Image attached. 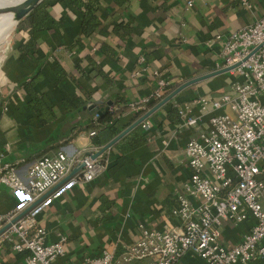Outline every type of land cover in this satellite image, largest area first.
<instances>
[{"label": "crops", "instance_id": "crops-1", "mask_svg": "<svg viewBox=\"0 0 264 264\" xmlns=\"http://www.w3.org/2000/svg\"><path fill=\"white\" fill-rule=\"evenodd\" d=\"M188 1L170 0L162 6L163 0H130L120 7L113 0H100L102 23L93 36L84 37L81 8L70 0H49L48 10L57 18L63 16V24L36 32L35 57L20 52L26 33L16 30L14 45L0 71V162L15 165L25 175L29 164L42 155L60 150L78 157L95 154L103 146L96 145L95 134H91L96 111L89 106L99 101L104 107L109 101L112 106L130 104L151 95L161 78L175 89L217 70L224 39L264 15V0H192V6ZM121 22L132 27L125 39L113 32ZM79 38L83 48L77 43ZM107 47L114 51L113 57ZM87 55L107 78L92 69ZM142 56L144 63L139 61ZM139 68L144 70L134 77ZM36 72L42 76L36 92L50 98L56 115L47 124L32 109L29 94L21 86ZM239 80V74L225 72L180 91L145 120L149 127L141 123L134 128L145 137L139 145L128 148L130 138L117 144L121 138L95 158L103 167L92 181H85L80 171L65 180L71 170L38 197L1 188L0 214L16 217L41 199L28 214L46 229L47 243L64 239L65 254L57 264H83L104 249L120 255L140 239V224L156 229L178 227L181 219L174 214L177 190L193 172L186 145L198 136L199 128L183 126L180 117L170 114V107L183 109L201 96L215 98L231 91ZM157 103L139 114L127 109L120 116V125L127 128ZM199 112L195 108L194 113ZM208 124V116H204L201 126ZM253 223L252 217L237 224L226 221L223 243H239ZM148 262L143 259L131 264ZM0 264L28 263L25 253L0 239ZM177 264L206 263L189 252ZM253 264H264V259Z\"/></svg>", "mask_w": 264, "mask_h": 264}, {"label": "built area", "instance_id": "built-area-1", "mask_svg": "<svg viewBox=\"0 0 264 264\" xmlns=\"http://www.w3.org/2000/svg\"><path fill=\"white\" fill-rule=\"evenodd\" d=\"M188 5L192 6L193 1ZM139 61L144 63L145 58ZM234 65L237 66L228 72L239 74L241 80L233 83L231 91L219 98L198 97L179 109L183 126L199 128L198 136L186 145L192 175L177 190L174 214L180 217L181 224L162 229L140 224L141 237L128 250L117 255L104 249L83 264H131L143 259H149L147 264H177L189 252L206 264H253L264 259V15L224 39L216 69ZM143 70L139 68L133 76ZM167 85L168 81L161 78L154 92L130 103V109L146 110L154 100H162ZM197 107L199 114L194 113ZM204 116L209 121L205 128L201 126ZM98 118L96 112L95 121ZM142 125L150 126L146 121ZM78 167H82V178L92 181L103 165L89 154L70 156L64 150L32 161L25 175L15 165L0 162V189L38 197ZM187 195L199 203H192ZM250 217L254 219L252 228L239 243L226 246L222 241L224 223L237 224ZM13 218L0 214V228ZM45 236L46 229L36 217L26 214L12 223L0 239L25 253L28 264H57L65 254L64 239L47 243Z\"/></svg>", "mask_w": 264, "mask_h": 264}, {"label": "trees", "instance_id": "trees-1", "mask_svg": "<svg viewBox=\"0 0 264 264\" xmlns=\"http://www.w3.org/2000/svg\"><path fill=\"white\" fill-rule=\"evenodd\" d=\"M73 4L81 8L82 10V35L84 37L93 36L99 26L102 23L99 8H100V0H70ZM118 6H124L130 0H113ZM170 0H163L162 6H166ZM50 6L49 0H44L41 2L35 10L24 19L17 27V32H25L26 38L24 42L19 47V50L22 54L35 57V53L38 49L36 32L41 30H52L60 27L64 22V17H55L49 10ZM113 32L117 34L120 39H125L130 36L132 33V27L129 24H125L121 22L116 24L113 28ZM77 43L80 47L83 48L82 40L79 38ZM108 55L114 56V51L107 47L105 49ZM86 59L89 61L93 70H96L97 74H102L104 78L105 76L102 69L99 67L98 63L89 55L86 56ZM80 71H82V67L80 65L77 66ZM42 76L40 72H36L29 80L23 81L21 86L28 92L30 100L29 104L32 109L37 113L39 119L43 124L50 123L56 119V115L53 110V103L50 98L46 94H38L36 92L35 86L41 80ZM174 89L173 86L167 85L164 96H166L169 92ZM224 94V93H222ZM219 95L215 98H219L222 96ZM159 101L154 100L149 106L157 103ZM130 108L129 103H117V106H111L107 109H104L101 113H99V118L97 121H94L93 128L96 130L95 134V144L98 146H104L109 143L114 137H116L119 133L124 130V127L120 125V116ZM144 110L138 111L136 114L142 113ZM171 115L174 117H180L179 109L173 105H171L169 110ZM177 118V119H178ZM136 133L137 135H135ZM134 136V137H132ZM131 139L130 145L128 148L139 145L144 139V135L139 133L138 129H134L125 137H123L117 144L120 142ZM262 178L264 179V171L262 174Z\"/></svg>", "mask_w": 264, "mask_h": 264}, {"label": "water", "instance_id": "water-1", "mask_svg": "<svg viewBox=\"0 0 264 264\" xmlns=\"http://www.w3.org/2000/svg\"><path fill=\"white\" fill-rule=\"evenodd\" d=\"M43 1L44 0H24L22 3H20L16 7L12 8V9H9V11L13 12L14 20L16 22L15 28L17 29L18 25L24 19H26L35 10V8L41 2H43ZM237 65H234V66H231V67H225V68H222V69H218V70H215V71H212L210 73H207V74H204V75L195 77L193 79H190V80L182 83L181 85H179L178 87H176L174 90H172L166 97H164L162 100H160L153 108H151L143 116H141L134 123H132L127 128H125L121 133H119L116 137H114L109 143H107L106 145H104L100 151H98L95 154L91 155L92 158L93 159L97 158L101 153H103L104 151H106L109 148H111L117 141H119L121 138H123L126 134H128L132 129H134L135 127H137L139 124L143 123L153 112H155L161 106H163L168 101H170L172 98H174L183 89H185V88H187V87H189V86H191V85H193L195 83H198L200 81H203L205 79H208L210 77H213V76H216V75H219V74L228 72L231 69L235 68ZM107 105H108V107H104L103 103L99 101L97 104H93V105L89 106V109L94 110V111H96L98 113H101L104 109H107L110 106H112L113 105V102L112 101H109L107 103ZM81 168L82 167H78V168L73 169V171L71 172V174L68 177H66L65 180H67L70 177H72L75 173H77L78 171H80ZM65 180H63V182ZM40 200L41 199H39L36 202H34L27 209H25L19 215H17L16 217H14L11 222H8L3 227H1L0 228V235L6 229H8L12 223L16 222L18 219H20L23 216H25L26 214H28L40 202Z\"/></svg>", "mask_w": 264, "mask_h": 264}, {"label": "bare ground", "instance_id": "bare-ground-1", "mask_svg": "<svg viewBox=\"0 0 264 264\" xmlns=\"http://www.w3.org/2000/svg\"><path fill=\"white\" fill-rule=\"evenodd\" d=\"M24 0H0V49H5L12 37L16 22L13 12L9 11Z\"/></svg>", "mask_w": 264, "mask_h": 264}, {"label": "rangeland", "instance_id": "rangeland-1", "mask_svg": "<svg viewBox=\"0 0 264 264\" xmlns=\"http://www.w3.org/2000/svg\"><path fill=\"white\" fill-rule=\"evenodd\" d=\"M10 37V41L5 49H0V71L3 66L4 61L7 59V55L9 54L10 50L12 49L14 42H15V37H16V28L14 29L12 35ZM262 203L264 205V198L262 200Z\"/></svg>", "mask_w": 264, "mask_h": 264}]
</instances>
